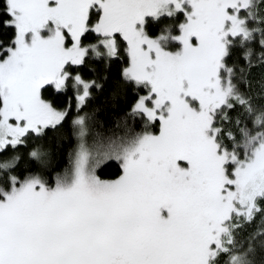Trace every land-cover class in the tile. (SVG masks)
Returning a JSON list of instances; mask_svg holds the SVG:
<instances>
[{"label": "snow or ice", "instance_id": "snow-or-ice-1", "mask_svg": "<svg viewBox=\"0 0 264 264\" xmlns=\"http://www.w3.org/2000/svg\"><path fill=\"white\" fill-rule=\"evenodd\" d=\"M0 264H264V0H0Z\"/></svg>", "mask_w": 264, "mask_h": 264}, {"label": "trees", "instance_id": "trees-1", "mask_svg": "<svg viewBox=\"0 0 264 264\" xmlns=\"http://www.w3.org/2000/svg\"><path fill=\"white\" fill-rule=\"evenodd\" d=\"M142 94V93H141ZM92 108L97 109V119L100 123L109 130L115 129V122L120 115L123 114V111L126 110V105L122 100H112L110 94L105 92L99 96V99L96 100L92 106ZM142 125L136 126V130L139 131ZM159 125L157 124L151 130L154 132H158ZM67 151V149L65 150ZM116 170L113 168H106L103 171H99L98 174L102 179H114V172ZM259 225H252L249 228V231L258 228Z\"/></svg>", "mask_w": 264, "mask_h": 264}]
</instances>
